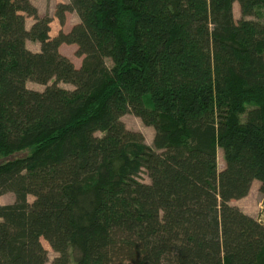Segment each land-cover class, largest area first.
<instances>
[{
    "label": "trees",
    "instance_id": "trees-1",
    "mask_svg": "<svg viewBox=\"0 0 264 264\" xmlns=\"http://www.w3.org/2000/svg\"><path fill=\"white\" fill-rule=\"evenodd\" d=\"M71 12L52 37L31 0H0V264H46L42 239L52 264H264V222L232 204L264 194V0H69L62 26Z\"/></svg>",
    "mask_w": 264,
    "mask_h": 264
},
{
    "label": "rangeland",
    "instance_id": "rangeland-1",
    "mask_svg": "<svg viewBox=\"0 0 264 264\" xmlns=\"http://www.w3.org/2000/svg\"><path fill=\"white\" fill-rule=\"evenodd\" d=\"M68 1L69 0H31V2L37 7L41 15H48L52 18L50 34L53 37L57 36L59 31L61 30L68 32L73 27V25L79 21V17L75 12L67 13L66 22L65 25L63 26L59 23V20L56 18L55 11L57 4L66 3ZM233 10L236 20L239 19L241 13H240V6L238 3L234 4ZM252 19H254V17ZM33 22L34 21L32 18L26 16L27 28H30ZM27 43L31 50L40 49V45L36 43L30 41H28ZM60 52L66 55L67 57H69L77 67H81L83 65L85 56L77 55L76 45L64 44V46L60 48ZM107 64L109 66H112L111 60H107ZM60 85L67 89L74 88L71 84H67V83H60ZM27 86L31 89H35L39 91H42L45 88L44 86L31 81L27 82ZM122 120L127 126V128L141 132L145 137L146 143L153 147L155 131L152 127H148L144 125V123L140 118L132 114H127L123 116ZM4 160H5L4 158H0V163ZM218 165H219V170H222L225 167L223 152L221 149H218ZM140 177L143 182L150 183V178L147 176L146 172L141 173ZM260 186L261 184L259 181H254L248 196L240 200H234L232 201V204L238 206L242 211H244L248 215L256 219L262 220V222H264V194L261 193ZM34 199H35L34 196L32 195L28 196L29 202H33ZM14 200H15L14 193L6 192L0 196V205L12 203L14 202ZM42 243L48 250V254H49V260L46 264H52V261L58 256V253H56L44 239H42Z\"/></svg>",
    "mask_w": 264,
    "mask_h": 264
},
{
    "label": "crops",
    "instance_id": "crops-1",
    "mask_svg": "<svg viewBox=\"0 0 264 264\" xmlns=\"http://www.w3.org/2000/svg\"><path fill=\"white\" fill-rule=\"evenodd\" d=\"M51 35V34H50ZM52 36V35H51ZM53 37V36H52ZM55 37V36H54ZM36 44H38V43H36ZM39 45V44H38ZM27 46H28V43H27ZM62 46H64V44H62L61 46H60V48L62 47ZM28 48H29V46H28ZM40 50V49H39ZM39 50H33V51H39Z\"/></svg>",
    "mask_w": 264,
    "mask_h": 264
}]
</instances>
